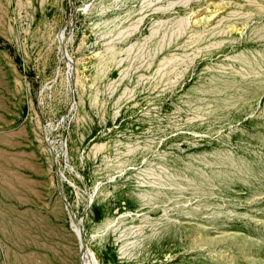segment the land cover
<instances>
[{
	"label": "rangeland",
	"instance_id": "rangeland-1",
	"mask_svg": "<svg viewBox=\"0 0 264 264\" xmlns=\"http://www.w3.org/2000/svg\"><path fill=\"white\" fill-rule=\"evenodd\" d=\"M0 264H264V0H0Z\"/></svg>",
	"mask_w": 264,
	"mask_h": 264
},
{
	"label": "bare ground",
	"instance_id": "bare-ground-1",
	"mask_svg": "<svg viewBox=\"0 0 264 264\" xmlns=\"http://www.w3.org/2000/svg\"><path fill=\"white\" fill-rule=\"evenodd\" d=\"M220 10V8H215L214 10L211 11V15L217 13ZM201 20V17L195 18V21L199 22ZM239 28L237 26H232L229 28V32L235 33Z\"/></svg>",
	"mask_w": 264,
	"mask_h": 264
}]
</instances>
